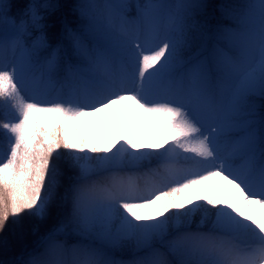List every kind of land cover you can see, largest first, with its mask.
Returning a JSON list of instances; mask_svg holds the SVG:
<instances>
[{
	"label": "trees",
	"instance_id": "16d2710c",
	"mask_svg": "<svg viewBox=\"0 0 264 264\" xmlns=\"http://www.w3.org/2000/svg\"><path fill=\"white\" fill-rule=\"evenodd\" d=\"M144 2L126 1L129 11L125 15V25L132 41L137 39L133 26L135 14L137 10L146 8ZM166 3L169 13L176 17V26L173 30L159 27L160 37L156 41L157 47L150 50L149 66L160 73L169 71L168 76L174 80L180 71L197 72L199 82L194 88L200 94L202 109L211 120L218 115L229 85V73H222L219 63L239 38V31L246 30L253 14L251 0H166ZM27 6L28 0H0V88L8 80L3 69L11 45L8 28H15L16 34L28 45L34 43L37 32H42L49 46L58 48L63 44V51L57 50V64L73 62L84 49L81 32L98 18L104 8L103 0H37L34 9L41 14L42 26L36 29L37 20L32 19ZM77 39L82 40L79 47ZM46 50L40 53L44 57L50 55ZM170 89L177 90L175 84ZM181 91L183 94L178 98L184 101L185 90ZM249 97L252 112V117H249L255 118L259 128L261 123L264 124V98ZM41 109L29 117L28 142L18 141L15 125L6 122L7 117L16 120L15 108L8 104L5 93L0 91V264H28L30 253L16 258L33 249L47 232L60 228L70 238L81 236V230L87 232L78 223L74 224L71 211L75 192L84 189V186L97 189L99 194L106 188L113 191V196L106 202L98 198L97 203L99 206H110V219L107 220L110 236L105 244L119 251V245H124L123 241L127 239L120 232L124 225L119 220L128 215L125 208L131 201L124 195L116 196L115 191L129 173L135 178L137 186L136 202L146 201L149 185L157 187L158 194L160 190L165 191V195L159 196L160 209L171 234L164 236L158 245V255L142 251L120 264H142V261L143 264H216L219 245L239 240L264 244V233H258L250 224L240 229L233 226L231 213L223 205L237 189L222 171L210 175L202 173L206 189L196 204L190 207L178 197L181 185L189 184L192 175H195L190 173L189 164L159 159L148 164H143L142 160L136 164L129 163L132 143L142 130L141 122L127 125L124 118L113 162L116 170L101 171L95 165V172H90L84 180L77 179L86 172L93 151L86 145L85 163L79 175L78 159L74 156L76 149L63 135L66 109L48 113ZM250 118L243 117L242 120L247 122ZM235 136L233 133L219 137L213 150L221 160L226 158L223 155L226 144L231 143ZM253 151L259 159L263 158L259 144ZM234 160L228 158L227 161ZM67 188L72 191V196L67 194ZM41 195L46 200L37 213L36 198ZM95 211V215L91 211L86 212L91 219L87 221L96 223V226L104 224L105 215L101 208ZM129 215L133 216V213L129 212ZM131 226L132 222L126 230L128 236ZM75 245L84 250L80 242ZM55 255L53 258L58 259Z\"/></svg>",
	"mask_w": 264,
	"mask_h": 264
},
{
	"label": "rangeland",
	"instance_id": "374dc122",
	"mask_svg": "<svg viewBox=\"0 0 264 264\" xmlns=\"http://www.w3.org/2000/svg\"><path fill=\"white\" fill-rule=\"evenodd\" d=\"M33 1H31L30 6H32ZM109 3L113 8H117V21L111 22L115 19V16L113 12H111L112 14L109 13L106 20L90 27L89 38L106 44V49L111 56L112 49H120V51H124V54L130 56L131 59H137L143 53L145 54L148 46L152 43L151 39L154 37L156 22L164 20L169 27L173 26L174 21L166 14L163 0H151L148 2V10L143 14L141 22V26H143L141 29L143 34L142 41L139 45L131 44L121 24L124 11L123 0H109ZM252 8L254 17L250 20L247 31L243 32L238 41L237 54H239L238 56L241 59L242 67L234 73L235 78L231 83L228 100L223 107L224 110L220 119L228 116L230 119H235V115L241 117L252 115L249 110L251 104L249 96L264 97V0H252ZM35 18H38V16ZM44 46L45 44L40 38L37 41L36 48ZM29 54V52L17 50L10 63L13 85L19 86L20 95L25 100L32 96H40V87L46 90L51 86V80L48 78H45L43 84L39 85V77H34L31 74L32 63L29 60ZM51 55L54 56L53 53ZM108 59L111 60V58ZM94 60L100 62L96 68L79 70L85 75V77L79 79V84H85L91 76L105 73L104 70L109 62L107 60L101 62V51L95 55ZM112 60L118 66V71H116L118 74L117 82L109 79L99 80L98 82L104 87L107 85L109 87L102 89L96 96L85 94L84 91L79 93L78 89L72 90L71 93L65 137L76 148L75 156L79 162L78 167H83L85 163L84 157L87 152L86 145L82 143L79 146L78 142L86 141L88 147L93 151V157L87 167L88 172L94 171L95 165L104 170L112 169L115 148L110 150L109 145L111 142L113 143L114 138L117 142L118 120L126 115L128 122L135 124L136 119L146 113V128L142 132L143 136L133 148V160L146 156L180 161L191 158L195 153H202L206 168L212 169L214 153H210V148L215 143V135L222 133L233 134L242 130V126H232L228 120L226 122L217 121V123H213L207 128L211 136L208 139L205 138L203 132L198 129L202 123V117L198 116V112L193 105L195 103V93H193L191 105L187 109H177L168 103L163 104V108L168 112L167 120L159 122L156 118L148 117L147 106L149 100L155 102L159 100L157 93L153 90L155 85L150 80V74L143 68L144 70L140 72V77L138 78L141 81L131 87L129 82L123 78L125 70L121 61L115 60L113 57ZM188 78L190 81L195 80L191 76ZM77 88H79V85ZM98 98H101L102 102H97ZM26 124L27 118L23 114L22 122L20 123L21 135L26 134ZM97 125L102 127L99 137L95 135V127ZM234 144L233 151L237 152L239 150L240 152L237 155H241L252 147L253 141L251 139L246 140L244 136V138H237ZM103 145L105 152L102 153ZM109 151L110 156H108ZM251 161L252 163L254 162L252 157ZM247 166H249V163L245 164L244 168ZM250 170L253 172V168ZM227 171L233 173L237 177V181L242 184L241 193L231 197L225 204L233 213L235 227L241 228L249 221L253 222V226L256 228L264 229V204L259 203L264 198V176L250 174L246 180L241 181L245 175L244 169L238 166L235 169L229 168ZM198 186V184L195 185V187ZM108 195V192H106L105 198ZM94 196L96 195H93L92 198ZM45 200L44 196L37 198V204H39L37 212L40 211ZM157 204L156 200H150L147 205L139 204L137 206V213L134 218L135 227L132 230L130 240L135 251L145 247H152L154 243L160 241L167 231L166 223L160 217V209ZM120 221L124 226L127 224V220H124V218H121ZM85 222L83 220L81 223ZM86 223L85 229L92 234L91 237L90 235L86 237L91 240L96 238L98 244H103V241L108 237L106 224L99 226L95 230L91 224ZM124 231H126L125 228L121 232L126 234ZM99 256L98 262L93 264H112L110 255L101 253ZM221 260L219 264H264V248L254 246L227 248ZM90 262L91 257L87 259L85 264H90Z\"/></svg>",
	"mask_w": 264,
	"mask_h": 264
},
{
	"label": "bare ground",
	"instance_id": "6f19581e",
	"mask_svg": "<svg viewBox=\"0 0 264 264\" xmlns=\"http://www.w3.org/2000/svg\"><path fill=\"white\" fill-rule=\"evenodd\" d=\"M98 101L100 102L101 100H98V99H97V102H98ZM101 130H102V127H100V126L97 125V126L95 127V135H97V136L99 137V135L101 134ZM115 142H116V140H115V138H114L113 143L111 142L110 145H109V146H110V147H109L110 150H111V149L114 150V148H115ZM108 156H110V151H109V153H108ZM247 214H248V213H247ZM246 216H247V215H246Z\"/></svg>",
	"mask_w": 264,
	"mask_h": 264
}]
</instances>
